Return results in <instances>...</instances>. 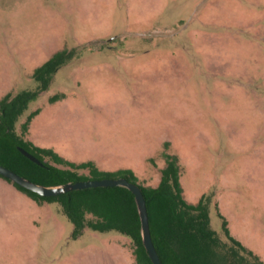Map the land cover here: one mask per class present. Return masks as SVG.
I'll return each instance as SVG.
<instances>
[{"label":"rangeland","instance_id":"obj_1","mask_svg":"<svg viewBox=\"0 0 264 264\" xmlns=\"http://www.w3.org/2000/svg\"><path fill=\"white\" fill-rule=\"evenodd\" d=\"M62 49L76 56L16 131L39 109L25 139L152 186L177 154L185 198L212 193L264 260V0H0V100L37 90ZM210 220L224 237L215 207ZM73 231L61 202L0 176V264H134L129 237Z\"/></svg>","mask_w":264,"mask_h":264},{"label":"trees","instance_id":"obj_2","mask_svg":"<svg viewBox=\"0 0 264 264\" xmlns=\"http://www.w3.org/2000/svg\"><path fill=\"white\" fill-rule=\"evenodd\" d=\"M76 53L75 49L55 52L34 71L33 76L39 83L37 90L23 91L15 96L9 93L0 100V163L48 186L105 177H125L137 183L146 199L152 238L163 264H264L258 254L231 234L212 193L203 194L196 203L185 198L181 182L183 168L177 154L164 151L165 165L161 169L160 182L152 186L142 183L132 169L123 168L114 172L100 170L93 161L76 163L52 148L40 147L25 139L29 124L39 109L29 114L21 133L16 131V123L30 102L49 88L55 73L69 63ZM61 97L63 95L55 94L51 100ZM18 146L36 155L44 165L30 160ZM85 170L91 175L84 174ZM13 183L40 203L61 202L74 224L75 236L80 235L85 227L101 232L115 230L130 238L134 264H153L143 243L140 214L135 195L130 189L101 186L42 196ZM211 207L216 208L223 220L224 237L211 227Z\"/></svg>","mask_w":264,"mask_h":264},{"label":"water","instance_id":"obj_3","mask_svg":"<svg viewBox=\"0 0 264 264\" xmlns=\"http://www.w3.org/2000/svg\"><path fill=\"white\" fill-rule=\"evenodd\" d=\"M18 149L30 160L34 161L39 165H44L43 161H41L36 155L31 153L26 148L22 146H18ZM0 175L42 196H55L62 193L70 192L72 190L85 189L91 187H101V186L104 187L123 186L130 189L135 195V200L140 214L143 243L148 251V254L153 264H163L152 238L150 218H149L146 199L141 188L137 183H134L125 177H119V178L105 177V178L78 180L75 182H67L60 185L48 186L37 183L29 179L28 177L17 173L13 169L1 163H0Z\"/></svg>","mask_w":264,"mask_h":264},{"label":"crops","instance_id":"obj_4","mask_svg":"<svg viewBox=\"0 0 264 264\" xmlns=\"http://www.w3.org/2000/svg\"><path fill=\"white\" fill-rule=\"evenodd\" d=\"M129 245H130V242H129ZM131 248V247H130ZM131 251H132V249H131ZM133 254V253H132Z\"/></svg>","mask_w":264,"mask_h":264}]
</instances>
